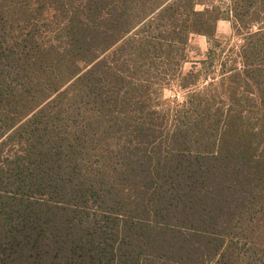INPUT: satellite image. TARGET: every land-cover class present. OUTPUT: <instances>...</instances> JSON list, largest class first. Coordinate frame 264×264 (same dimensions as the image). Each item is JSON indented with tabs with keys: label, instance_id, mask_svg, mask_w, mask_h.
I'll return each instance as SVG.
<instances>
[{
	"label": "trees",
	"instance_id": "16d2710c",
	"mask_svg": "<svg viewBox=\"0 0 264 264\" xmlns=\"http://www.w3.org/2000/svg\"><path fill=\"white\" fill-rule=\"evenodd\" d=\"M0 264H264V0H0Z\"/></svg>",
	"mask_w": 264,
	"mask_h": 264
},
{
	"label": "rangeland",
	"instance_id": "374dc122",
	"mask_svg": "<svg viewBox=\"0 0 264 264\" xmlns=\"http://www.w3.org/2000/svg\"><path fill=\"white\" fill-rule=\"evenodd\" d=\"M203 4H212L220 5L223 10H225L229 5V0H199ZM204 6L198 5L197 10H201ZM254 30V28H253ZM255 31V30H254ZM214 41H218L219 46L214 48L216 55L219 53L221 60L219 61L216 58L215 65H211L209 59L206 58L210 44L203 35L192 34L188 42V49L186 51L187 57L185 62L182 64V71L188 72L193 69L196 65L197 70H202L201 80L199 81L202 85L207 79L210 81L209 77H219L221 68L219 63L226 62L227 68L231 66L232 61L235 59V54L241 48L243 44L242 34L233 32L230 22L226 20H221L217 24L216 38ZM214 43V42H213ZM202 61H206L205 64H202ZM238 67H241L238 65ZM186 96V91H182L177 88L176 85L171 88H165L163 91V97L172 101L171 104L175 102L183 101Z\"/></svg>",
	"mask_w": 264,
	"mask_h": 264
}]
</instances>
